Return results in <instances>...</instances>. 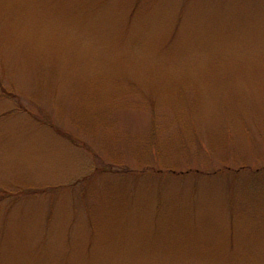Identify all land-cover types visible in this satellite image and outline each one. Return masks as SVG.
Listing matches in <instances>:
<instances>
[{"label":"rangeland","instance_id":"374dc122","mask_svg":"<svg viewBox=\"0 0 264 264\" xmlns=\"http://www.w3.org/2000/svg\"><path fill=\"white\" fill-rule=\"evenodd\" d=\"M0 264H264V0H0Z\"/></svg>","mask_w":264,"mask_h":264}]
</instances>
